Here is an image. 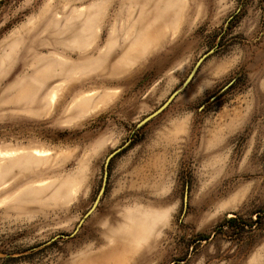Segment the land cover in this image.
<instances>
[{
  "label": "rangeland",
  "instance_id": "1",
  "mask_svg": "<svg viewBox=\"0 0 264 264\" xmlns=\"http://www.w3.org/2000/svg\"><path fill=\"white\" fill-rule=\"evenodd\" d=\"M160 1L0 0V264H264V0Z\"/></svg>",
  "mask_w": 264,
  "mask_h": 264
},
{
  "label": "bare ground",
  "instance_id": "2",
  "mask_svg": "<svg viewBox=\"0 0 264 264\" xmlns=\"http://www.w3.org/2000/svg\"><path fill=\"white\" fill-rule=\"evenodd\" d=\"M160 2L161 3L165 2V5L163 7L157 8L159 10L154 13V15H153L154 20L152 18L145 17V16L141 15V18L143 21H142V27L140 28L139 33L145 34L144 36L146 38H149L151 35H153L158 26H160L163 23L168 22V21H174L177 18L178 10H179L181 3L175 2V0H161ZM153 21H155V22H153ZM157 22H160V23L156 24ZM142 41H140L139 44ZM57 76H62L63 78L68 79L69 72H68V70L63 68L61 70V72L59 74H57ZM77 88L74 87L73 89H77ZM54 97H55V95L53 93L52 99H54ZM35 153H38V152L35 151Z\"/></svg>",
  "mask_w": 264,
  "mask_h": 264
},
{
  "label": "crops",
  "instance_id": "3",
  "mask_svg": "<svg viewBox=\"0 0 264 264\" xmlns=\"http://www.w3.org/2000/svg\"><path fill=\"white\" fill-rule=\"evenodd\" d=\"M91 21V20H93V19H88V21ZM96 23V25H97V22H95ZM92 29L93 30H95V25H94V23L92 22V23H88V27L85 29V33H84V38L82 37V41H86V40H88L90 37H92V33H90V32H92ZM97 31H98V29H97ZM91 35V36H90ZM153 43H152V36H150L149 37V39L148 40H144L143 42H141L139 45H137V47H136V49L132 52V54L129 56V55H124V59L125 60H123L121 63H123V62H127V61H130V60H137V59H142L144 56H145V54H146V51L149 49V47H150V45H152ZM152 48H153V46H152ZM35 65V64H34ZM75 68V65H73V67H72V70ZM63 69V68H62ZM61 69V70H62ZM71 70V71H72ZM119 69H116V68H113V71L115 72V71H118ZM120 71V70H119ZM36 72H38V70L36 71ZM113 72V73H114ZM50 77V76H49ZM48 77V78H49ZM57 77H60V78H63L62 76H55V77H52V78H57ZM51 78V77H50ZM63 79H65V78H63ZM103 85H105V81H102L101 82ZM77 88V87H76ZM74 90H76V89H74ZM81 90V89H80ZM77 91V90H76ZM79 91V90H78ZM74 92V91H73ZM70 95H73L74 97H76V95H74V93H70ZM80 100H82V97H79V100L77 101V104H76V107H77V105H78V103H79V101ZM90 100L89 99H84V102L82 103L83 105H85V107L87 108V106H88V102H89ZM98 103L99 104H102V105H105L106 104V100H105V96H103V97H101L100 98V100L98 101ZM98 104V105H99ZM97 105V106H98Z\"/></svg>",
  "mask_w": 264,
  "mask_h": 264
},
{
  "label": "water",
  "instance_id": "4",
  "mask_svg": "<svg viewBox=\"0 0 264 264\" xmlns=\"http://www.w3.org/2000/svg\"><path fill=\"white\" fill-rule=\"evenodd\" d=\"M213 52H214V51H211L209 54L205 55V56L200 60V62L198 63V65L195 67V69L192 71L191 75L189 76V78H188L186 84H188V83L192 80V78H193L194 74L196 73V71H197L198 66L200 65V63H202V62H203V61H204V60H205L210 54H212ZM175 96H176V94L172 95L162 107H160V108H159L156 112H154L152 115H150V116H148L147 118H145L140 124L143 125V124L147 123L148 121H150L151 119L155 118V117H156L157 115H159L160 113H162V112L168 107V105L171 103V101L175 98ZM118 152H119V150H118V151H115V152H113V153H111V154L109 155V157H108V160L112 159V158H113ZM86 217H88V214L86 215ZM77 231H78V230H75V232H74L73 234L68 235V236H64V237H65V238H71V237H73V236L76 234Z\"/></svg>",
  "mask_w": 264,
  "mask_h": 264
}]
</instances>
